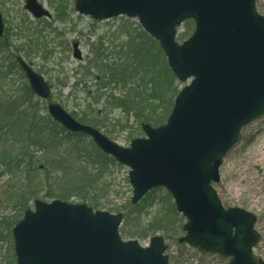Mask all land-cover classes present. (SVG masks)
I'll return each instance as SVG.
<instances>
[{"label": "water", "instance_id": "water-1", "mask_svg": "<svg viewBox=\"0 0 264 264\" xmlns=\"http://www.w3.org/2000/svg\"><path fill=\"white\" fill-rule=\"evenodd\" d=\"M27 7L38 18L48 14L36 0H28ZM76 10L96 20L139 17L159 41L173 74L189 84L167 124L143 125L146 138L133 140L129 148L79 123L59 104L49 105L52 118L71 133L89 136L130 169L133 205L165 188L187 221L180 244L229 264H264L254 254L261 241L257 217L225 209L213 186L243 129L264 117V16L256 0H76ZM187 20L195 21V31L180 45L177 28ZM3 32L0 13V36ZM74 48L80 58L78 45ZM20 63L35 94L48 99L45 79ZM34 206L13 229L17 264H169L163 237H153L147 248L121 238L122 213L63 201L36 200Z\"/></svg>", "mask_w": 264, "mask_h": 264}, {"label": "rangeland", "instance_id": "rangeland-1", "mask_svg": "<svg viewBox=\"0 0 264 264\" xmlns=\"http://www.w3.org/2000/svg\"><path fill=\"white\" fill-rule=\"evenodd\" d=\"M37 1L49 10L51 17L35 19L25 8L26 0H0L5 22H8L13 28L12 46L8 47L6 53L0 55V98L21 93L26 82L28 83L27 79H24L23 73L12 66V61L16 56H20L51 85L53 89L50 101L61 105L69 114L78 115L86 109L101 110L107 100L98 95L101 84L99 75L96 70H92L90 75H85L82 67H88L87 63L94 57L93 48L100 42L105 49H108L105 54L107 57L105 62L118 63L121 46L128 42V37L132 32H139L138 20L121 16L110 20L96 21L77 13L76 0ZM256 2L258 12L264 15V0H256ZM57 3L63 5L62 10L66 11L67 15V18L60 21L57 20L56 15ZM24 27L31 30L32 34L41 31L38 36L35 35L36 37L40 36L39 46L32 44L29 35L23 36L20 33L21 28ZM192 27V23L185 24L181 27L179 35H183ZM123 29L126 31L125 35L122 33ZM76 42L79 44L81 53L80 60L73 56V44ZM79 81L81 83L78 84ZM63 82L66 83V86H63ZM184 87L185 84H181V89ZM111 88L115 89V87ZM118 91L117 89L116 92L118 93ZM32 103L37 104L36 100H33ZM27 106L30 108L29 104H25V108ZM40 106L38 116L48 115V102H42ZM90 119L95 118L90 117ZM101 123L102 126L100 124L96 128L124 147H129L132 140L145 136L139 130L135 120L128 118L119 110H110L105 121ZM86 124L91 125L92 123L87 122ZM5 131L11 132V136L4 134V140H11L14 136L12 132L15 131L9 130L7 127ZM85 142L89 143V139ZM1 145H5L2 142V136H0V148ZM68 145H70L69 142L66 143V147ZM32 152L34 151L32 150ZM35 156L41 159L42 151L35 153ZM80 164H76L75 167H82ZM4 170L0 166V264H16L12 229L23 218L24 211L16 201L8 200L9 195L6 193L11 190H25L29 185V176L25 174L24 167L17 168L12 173L2 172ZM57 172L56 170L52 172L51 179L46 177L43 171L39 172L38 179L31 178L30 182L34 180L29 185L31 189H26L21 193L35 191L28 204L29 208L34 209L33 201L35 199L44 202L58 199L49 198L46 193L51 187L59 191L58 186L66 184L71 177ZM128 174L129 169L125 166L111 167L103 177L104 191L90 190L87 200L83 199L84 194H82L81 196H72L69 202L84 203L93 207L90 201L95 196L101 205L95 210L111 214L125 213L122 208L131 201L133 196L130 184L127 182ZM220 175L221 180L214 185V188L223 207L225 209L240 208L257 216L258 221L255 228L261 235V241L255 248V255L264 261V118L243 129L240 142L225 157ZM162 194L159 197L165 196L164 193ZM156 197L158 198L157 194ZM160 202L161 199L156 200L140 217L134 218L138 220L132 223L133 229L130 233H141L143 230H147L148 224L161 212H163L162 217L166 216L164 215L168 211L166 204L163 206ZM179 220L181 219L179 218ZM177 223L174 228L179 226ZM185 224V219L180 221L181 228ZM120 232L124 241L136 240L143 246L149 244L151 238L155 236L163 237L168 245L169 264H229L228 260L219 256L206 257L191 247L179 245L178 239L184 235L183 231L177 230V233L173 230L154 231L145 239L137 235L126 236L122 231Z\"/></svg>", "mask_w": 264, "mask_h": 264}, {"label": "trees", "instance_id": "trees-1", "mask_svg": "<svg viewBox=\"0 0 264 264\" xmlns=\"http://www.w3.org/2000/svg\"><path fill=\"white\" fill-rule=\"evenodd\" d=\"M62 8L63 5L57 3L56 14L60 19L66 16V11L64 12ZM192 30L193 27L191 30H187L180 40H184L190 35ZM12 33L13 28H10L8 37L11 38ZM20 33L23 36L27 34L24 29L20 30ZM39 33L38 31L33 32L31 36L33 45H40V36L36 37ZM7 46L8 44L3 46L0 43V53ZM107 51L108 49H105L100 42L93 48L94 57L88 62V67L83 70L85 75H90L92 70H96L101 82L98 95L106 98V104L104 103L101 110L86 109L78 115L73 114L74 117L76 119L79 117L78 119L82 123L90 122L94 127H99L100 124L102 126L101 122L105 121L110 110H119L128 118L134 119L137 125L147 123L158 127L165 124L181 85L169 69L165 55L158 43L141 31L131 34L128 37V42L121 46L118 63L105 62ZM63 86H66L65 82H63ZM111 87H115V89ZM26 91L24 95L28 94L32 100L33 93L29 87ZM22 99L26 100L27 98L24 96ZM15 100L10 97L0 98V109L5 113L12 112L18 103V100ZM31 108L28 113L20 114L21 117L11 115L9 118L8 129L15 131L12 132L14 136L11 140H4L3 135L11 136V132L5 131L6 127L0 124V136H2V142L5 143L0 148V166L5 169L2 172L12 173L15 169L24 167L25 174L29 176V185L34 181L30 182L31 178L38 179L41 171L50 179L55 170L58 171V174L69 175L71 179L66 184L59 185V191L51 187L46 193L47 197L52 199L70 201L72 196L84 194L83 199L87 200L90 190L104 191L103 177L105 173L111 167L119 166L115 160L103 154L92 141L86 143L87 137L84 135L67 133L49 117L38 116L39 107L32 106ZM90 117L95 119H90ZM67 142L70 144L68 147H66ZM33 146H37L35 147L38 149L37 153L42 151L41 159L35 156V151L30 150ZM76 164H80L82 167H75ZM29 185L25 190L31 189ZM25 190H11L6 193L9 195L8 200L16 201L23 211L28 208L35 192L21 194ZM162 193L165 196L159 197L160 194L163 195ZM158 199H161L160 203L163 206L166 204L168 209L164 214L166 216L162 217L163 212H161L148 224L147 230H143L141 233H130L133 229L132 223L138 220L134 218L140 217ZM90 202L95 209L101 206L99 199L95 196ZM122 209L125 213L121 231L126 236L137 235L145 239L154 231L173 230L176 233L177 230L182 231L180 221L183 218L176 212L171 196L164 189L153 190L139 205L133 206L131 202H128ZM176 223L179 226L174 228Z\"/></svg>", "mask_w": 264, "mask_h": 264}, {"label": "flooded vegetation", "instance_id": "flooded-vegetation-1", "mask_svg": "<svg viewBox=\"0 0 264 264\" xmlns=\"http://www.w3.org/2000/svg\"><path fill=\"white\" fill-rule=\"evenodd\" d=\"M25 8L27 9V0H26ZM0 12H1L2 18H3V20H4L5 26L7 25V27H6V29H5V30H6V35H7V40H5V43H4L3 45H5L6 42H8V45H10V47H11V46H12L11 38L8 37L11 26H10V24H9L8 22H5V17H4V15H3V11H2V9H1V7H0ZM37 20H40V19H37ZM8 24H9V25H8ZM26 35H29L30 38H31V36H32L31 31L29 30V31L27 32ZM9 38H10V39H9ZM17 50H18V49H17ZM18 51H19V50H18Z\"/></svg>", "mask_w": 264, "mask_h": 264}]
</instances>
